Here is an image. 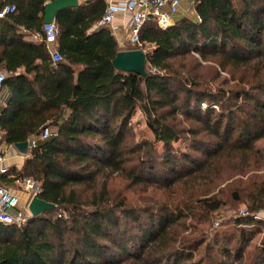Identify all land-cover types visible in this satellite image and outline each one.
<instances>
[{
  "label": "trees",
  "instance_id": "trees-1",
  "mask_svg": "<svg viewBox=\"0 0 264 264\" xmlns=\"http://www.w3.org/2000/svg\"><path fill=\"white\" fill-rule=\"evenodd\" d=\"M49 1L0 0V9L16 6L0 18V69L7 72L0 131L11 145L37 138L23 166L0 173V181L32 179L39 197L56 204L21 226L0 222V264H230L235 251L219 238L205 245L213 253L208 260L195 261L206 238L182 236L193 209L187 202L136 207L113 197L108 183L117 174L135 186L175 189L211 169L198 149L218 158L254 151L264 138V0H194V17L184 15L167 28L146 22L145 77L113 66L117 53L130 48L99 25L105 0L81 1L57 14L63 59L54 62L43 32ZM32 34L41 41L25 39ZM193 52L242 73L234 85L213 90L181 70L186 67L179 60L198 63ZM77 105L92 122L66 115ZM137 109L154 142L128 143ZM46 128L51 134L40 138ZM188 133L193 151L179 155L174 143ZM203 133L213 141L199 138ZM250 197L252 212L264 209V175ZM199 202L208 211L221 207L217 198ZM255 217L245 215L236 224L260 223ZM239 231L236 260L253 234ZM254 264H264V246Z\"/></svg>",
  "mask_w": 264,
  "mask_h": 264
},
{
  "label": "rangeland",
  "instance_id": "rangeland-1",
  "mask_svg": "<svg viewBox=\"0 0 264 264\" xmlns=\"http://www.w3.org/2000/svg\"><path fill=\"white\" fill-rule=\"evenodd\" d=\"M181 14L186 16L195 14L193 0H185ZM192 54L198 59V63L189 57L186 60H179V64L182 63L186 67V69L182 67L181 70L191 71L213 90H216L218 86H226V83L234 85L237 76L242 73V70L224 71L219 68L214 60L204 61L199 58L198 54L194 52ZM234 76L236 77L234 78ZM81 114L82 112L79 113V118H81ZM187 124L189 125L188 122L184 123V125ZM130 125L132 131L128 135L129 144L140 143L144 140L155 141L154 133L148 128L144 113L140 109H137ZM193 127H195L194 124ZM185 136L174 143V148L179 155H185L190 150L193 151L195 142L191 134L188 133ZM199 138L209 142L213 141L205 133L200 134ZM156 146L158 155H163L165 153L164 145L158 143ZM195 154L202 156L204 161L211 164V169L208 172L200 171L197 179H186L175 189L156 188L154 186L146 188L143 184L135 186L130 180L117 174L109 179L108 189L113 197H125L131 205L136 207L153 206L152 203L155 202L162 204L178 200L187 202L189 208L193 207V209L191 213L188 212V216L186 215L187 217L183 221L186 225L182 226V236L206 238L205 244L195 257V261H199L201 258L208 260L210 256L208 253L211 251L205 245L207 243L214 245L216 239L219 238L221 244L226 242L232 252L235 251L234 254H231L232 261L230 264H254L258 249L264 246L262 244L264 239V209L257 212L250 210V202H252L250 194L254 192L255 185L260 182L264 175V138L257 141L254 151L249 153L224 154L223 157L218 158L213 154L206 156L202 149H198ZM26 179L21 180L23 185L15 183L22 202L31 199L32 195L35 194L28 187ZM211 197L221 201V207L218 210L208 211L207 207L200 205L199 200L201 198ZM245 212L256 214L258 217L255 218H259L260 223H255L250 227H238L236 222L245 216ZM239 228H244L247 235L253 234L251 240L243 248L241 259L236 260L235 253L237 250L234 247L239 239ZM211 254L213 253L211 252Z\"/></svg>",
  "mask_w": 264,
  "mask_h": 264
},
{
  "label": "built area",
  "instance_id": "built-area-1",
  "mask_svg": "<svg viewBox=\"0 0 264 264\" xmlns=\"http://www.w3.org/2000/svg\"><path fill=\"white\" fill-rule=\"evenodd\" d=\"M85 1V0H80ZM181 0H114L110 1L105 9L104 15L99 22V25L109 27L117 41L128 46L130 49H142L147 51L148 45L142 41L141 30L146 22L156 21L161 28H167L174 24V17L179 13ZM16 11L14 4L7 5L0 9V18L6 17L10 13ZM122 15L124 20L122 23L117 22V16ZM44 40L50 47L57 43L58 28L55 22L44 24L43 26ZM39 37L36 35V38ZM51 55L54 62H59L63 59L58 50H51ZM6 73L0 70V107L4 104L3 86L6 80ZM51 134L49 128L44 129L40 138H47ZM29 141V151L22 156H29L32 148L35 147L37 138H32ZM6 143L0 132V162L6 161L5 152ZM13 148L15 145H9ZM8 167H2L0 173H6ZM28 187L34 193L37 192L35 182L32 179H26ZM24 182V181H23ZM16 183L23 185L21 180ZM28 203L22 204L21 199L14 189L0 184V222L5 224H13L21 226L30 218L31 214L28 209ZM244 215H248L245 212ZM257 216V215H256ZM258 217V216H257Z\"/></svg>",
  "mask_w": 264,
  "mask_h": 264
},
{
  "label": "water",
  "instance_id": "water-1",
  "mask_svg": "<svg viewBox=\"0 0 264 264\" xmlns=\"http://www.w3.org/2000/svg\"><path fill=\"white\" fill-rule=\"evenodd\" d=\"M80 5L79 0H52L45 6L44 24H50L55 21L57 14L67 8H75ZM113 66L118 71L135 72L141 77L147 75V54L142 49H123L120 50L112 61ZM15 147L22 153L29 151V141L18 142ZM37 192L28 203V209L31 218H37L39 215L53 211L56 204L45 201L39 197V187L35 184Z\"/></svg>",
  "mask_w": 264,
  "mask_h": 264
},
{
  "label": "crops",
  "instance_id": "crops-1",
  "mask_svg": "<svg viewBox=\"0 0 264 264\" xmlns=\"http://www.w3.org/2000/svg\"><path fill=\"white\" fill-rule=\"evenodd\" d=\"M80 1V0H79ZM110 1H114V0H105V2H106V4H108ZM50 2V1H49ZM81 2V1H80ZM193 2H194V0H193ZM184 3H185V0H181V3H180V10H179V13L178 14H176L175 15V17H174V23L180 18V17H182V16H184V15H182L181 14V11H182V8H183V6H184ZM196 15V12H195V14H193V15H190V16H192V17H194ZM123 20H124V17L122 16V15H118L117 16V22L118 23H122L123 22ZM25 39L26 40H29V41H35V42H38V41H41V38H39V37H37L36 38V35H34V34H32V35H29V36H26L25 37ZM120 43V42H119ZM120 45L122 46V48L123 47H125V45L123 44V43H120ZM57 46H58V44L56 43V44H52L49 48H50V51L51 50H57ZM123 50V49H122ZM0 70H2L3 72H5L6 73V75H7V72L5 71V70H3V69H0ZM4 93H5V91H4ZM4 97H6V93H5V95H4ZM3 105H5V103L3 104ZM2 105V106H3ZM1 108V107H0ZM75 110V111H74ZM76 110H78V111H76ZM82 112V116H83V119H86L87 121H90V122H92V118H91V116L90 115H88L87 113H83V108L80 106V105H77L76 107H75V109H71V108H69V109H67L66 110V115L67 116H70V117H76V115L77 114H79V113H81ZM53 130H55V129H53ZM1 132V131H0ZM2 134V133H1ZM2 136H3V138H4V135L2 134ZM4 141H5V143H6V146H5V152H6V161L5 162H0V169L2 168V167H8V169L10 170V169H17V170H19L22 166H23V164H24V161H25V158L22 156L23 154L14 146L13 148H11L9 145H11V144H8L7 143V141L5 140V138H4ZM15 145V144H14ZM0 184H2V185H6V186H8V187H10V188H12V189H14V191H16L17 192V189H16V187H15V184H10V183H8V182H1L0 181ZM33 194H34V192H33ZM33 196V195H32ZM32 198V197H31ZM31 199H29V200H26V201H21L22 202V204H26L27 202H29Z\"/></svg>",
  "mask_w": 264,
  "mask_h": 264
}]
</instances>
